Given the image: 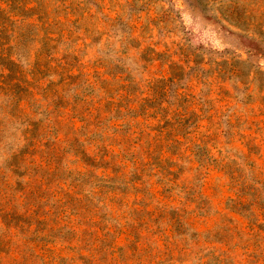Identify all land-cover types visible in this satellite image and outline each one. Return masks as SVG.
Segmentation results:
<instances>
[{"label": "rangeland", "instance_id": "1", "mask_svg": "<svg viewBox=\"0 0 264 264\" xmlns=\"http://www.w3.org/2000/svg\"><path fill=\"white\" fill-rule=\"evenodd\" d=\"M0 264H264V0H0Z\"/></svg>", "mask_w": 264, "mask_h": 264}]
</instances>
